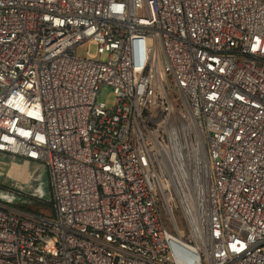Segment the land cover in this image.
<instances>
[{
  "label": "built area",
  "instance_id": "built-area-1",
  "mask_svg": "<svg viewBox=\"0 0 264 264\" xmlns=\"http://www.w3.org/2000/svg\"><path fill=\"white\" fill-rule=\"evenodd\" d=\"M0 155V264H264V0H0Z\"/></svg>",
  "mask_w": 264,
  "mask_h": 264
},
{
  "label": "rangeland",
  "instance_id": "rangeland-1",
  "mask_svg": "<svg viewBox=\"0 0 264 264\" xmlns=\"http://www.w3.org/2000/svg\"><path fill=\"white\" fill-rule=\"evenodd\" d=\"M89 51V54L94 55L96 53V48L94 46L83 45L77 49V56L79 58H86L85 51ZM106 56L101 57V61H106ZM114 97L112 95V91L110 88L104 87L101 89L98 101L102 103H106L108 107H111L113 104ZM2 161L0 160V165ZM8 171V167H7ZM29 173L32 175V183L29 185H25L16 179H11L5 176H0V196L4 195L7 197L9 195L11 197L10 202H4L9 204L10 206H14L20 209L21 206H28L31 210H38L40 214H52L51 208V191L49 185L48 172L44 168L35 169L31 168ZM13 183V184H12ZM13 185V186H12ZM40 185L41 190L43 191L44 197L42 201H36L24 194H22V190L30 191V189L35 186ZM14 187V189L12 188ZM43 207V208H42ZM41 208V209H38ZM39 216V215H38ZM177 218L181 222V214H176Z\"/></svg>",
  "mask_w": 264,
  "mask_h": 264
},
{
  "label": "water",
  "instance_id": "water-1",
  "mask_svg": "<svg viewBox=\"0 0 264 264\" xmlns=\"http://www.w3.org/2000/svg\"><path fill=\"white\" fill-rule=\"evenodd\" d=\"M0 160L2 163L5 164L4 171H0V176H5L11 179H16L17 181L23 183V184H31L32 183V175L29 173V170L31 168L40 169L44 168L46 170V167L42 164H38L35 162H31L29 160H23L12 156L7 155H0ZM8 167V171H7ZM13 184V183H12ZM13 186V185H12ZM14 189V187H12ZM22 194L36 200V201H42L44 194L41 190V186L37 185L34 188L30 189V191L22 190ZM11 197L7 195V197L4 195L3 197L0 196L1 202H10Z\"/></svg>",
  "mask_w": 264,
  "mask_h": 264
},
{
  "label": "trees",
  "instance_id": "trees-1",
  "mask_svg": "<svg viewBox=\"0 0 264 264\" xmlns=\"http://www.w3.org/2000/svg\"><path fill=\"white\" fill-rule=\"evenodd\" d=\"M38 209H41V208H38ZM20 210H23V211L28 212V213L35 214L37 216L39 215V216H42V217H50L51 216V214L42 215V214H40V211H38L37 209L36 210H31L28 206H21Z\"/></svg>",
  "mask_w": 264,
  "mask_h": 264
},
{
  "label": "bare ground",
  "instance_id": "bare-ground-1",
  "mask_svg": "<svg viewBox=\"0 0 264 264\" xmlns=\"http://www.w3.org/2000/svg\"><path fill=\"white\" fill-rule=\"evenodd\" d=\"M202 181H203V182H206V179H205V177H203V178H202Z\"/></svg>",
  "mask_w": 264,
  "mask_h": 264
}]
</instances>
